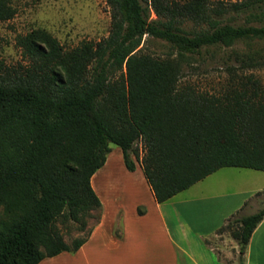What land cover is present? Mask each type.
<instances>
[{"label":"trees","instance_id":"16d2710c","mask_svg":"<svg viewBox=\"0 0 264 264\" xmlns=\"http://www.w3.org/2000/svg\"><path fill=\"white\" fill-rule=\"evenodd\" d=\"M15 1L0 0V21L15 16ZM107 1L112 28L99 42L67 49L38 29L18 39L26 64L0 58V206L12 217L0 222V264H39L88 241L89 219L100 212L99 222L102 210L92 177L111 144L129 170L137 168L133 156L141 159L159 203L224 167L264 171L261 80L238 75L223 94L181 85L183 64L213 46L244 43L237 68H264V47H254L264 44V24L226 18L264 0ZM145 37L166 41L167 57L145 53ZM263 219L264 207L230 218L219 233L228 231L244 255ZM73 230L86 234L69 243L65 231Z\"/></svg>","mask_w":264,"mask_h":264},{"label":"crops","instance_id":"0c3cea01","mask_svg":"<svg viewBox=\"0 0 264 264\" xmlns=\"http://www.w3.org/2000/svg\"><path fill=\"white\" fill-rule=\"evenodd\" d=\"M124 163L123 151L110 152L92 177L102 210L88 241L75 253L63 252L39 264H242L227 250L223 255L213 240L230 218L255 213L244 212L253 191L179 199L219 169L159 203L142 166L130 171ZM232 248L240 253L236 240ZM244 263L264 264V219L251 236Z\"/></svg>","mask_w":264,"mask_h":264},{"label":"rangeland","instance_id":"374dc122","mask_svg":"<svg viewBox=\"0 0 264 264\" xmlns=\"http://www.w3.org/2000/svg\"><path fill=\"white\" fill-rule=\"evenodd\" d=\"M210 1L211 3L218 1L233 3L241 0ZM14 4L17 8L15 16L12 19L0 21V58L9 66L26 64L27 61L18 45V39L34 30H45L56 37L65 48L72 49L85 40L99 42L109 36L112 28V12L107 0H16ZM252 13H262L263 19L250 18ZM153 17L156 15L153 14ZM226 18L228 22L235 25L264 24V4H257L253 9L239 14L236 11H231L226 15ZM187 28L199 30L201 26L188 22ZM145 40V53L165 58L171 51L170 45L164 40L152 37H145ZM254 47L262 48L264 44L257 43ZM247 49V45L244 43L237 44L232 48L213 46L204 49L201 55H197L189 63L183 64L184 73L181 85L189 84L199 91L209 94H223L234 81L238 82V75L251 73L259 78L264 85V68L246 70L245 72L237 68L238 62L235 53ZM137 145L143 157L146 153L144 142L139 141ZM111 148L113 155L122 153V149L116 144H111ZM133 158L137 165L142 166L141 159L137 160L134 156ZM122 166L126 168L125 163ZM197 187L199 188L179 194V199L253 191L249 206L244 212H257L264 207V192L256 197L257 192L264 190V171L262 170L224 167ZM251 202H253L252 205ZM99 217L100 212H95V216L89 219L88 227L94 226ZM11 218L5 208L0 206V222L9 221ZM85 234L86 232L77 230H73L71 233L65 231L69 243ZM213 243L223 255L231 252L232 260L238 263L244 261L243 254L233 252L232 246L235 239L228 231L218 233L214 237Z\"/></svg>","mask_w":264,"mask_h":264}]
</instances>
